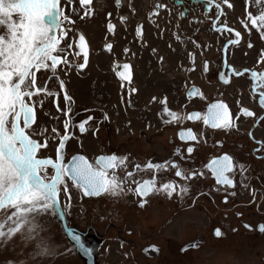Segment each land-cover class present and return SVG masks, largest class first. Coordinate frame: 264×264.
Masks as SVG:
<instances>
[{
  "label": "flooded vegetation",
  "instance_id": "1",
  "mask_svg": "<svg viewBox=\"0 0 264 264\" xmlns=\"http://www.w3.org/2000/svg\"><path fill=\"white\" fill-rule=\"evenodd\" d=\"M218 2H221L225 15L220 16L215 27L219 28L226 22V29L222 32L214 30L213 21L216 19L217 10L213 6L211 10L206 11L205 0H159V3L166 7L159 9L151 18L149 13L155 10L157 0H121L119 8L115 0H90L88 5H81L80 0H60V7L69 17V21L62 25L67 31V36L61 40V44L71 40L73 47L67 52L69 59H73L72 54L78 51L76 42L80 34L85 36L89 48L86 67L82 70L75 66L71 67L76 68L79 74L69 72L67 65H58L57 68L59 73L56 75L64 81L65 90L73 100L72 112L69 114L72 125L68 130L70 135L63 150L65 162L74 155H84L91 162L101 154L115 153L127 156L128 170H131L133 161L143 164L149 160L153 163L175 160L182 169L203 172L204 175L184 180L175 177V169L169 167L157 173L158 183L172 179L178 185L187 184L188 192L183 195L186 199L198 197L206 203L208 198H220L221 202L227 205L225 208L227 211L223 212L225 216L233 213L237 218H241L245 214V209H249L251 213H257L264 218V148L257 143L264 141V120L257 123V120L264 116V108L258 103L259 88L254 96L253 79L249 72H244L239 77L233 74L228 83L222 82L219 78L221 72L226 75L229 72L225 60L236 70L254 69L257 72L264 71V61L259 60L261 50L256 46L254 38L256 28L251 26L250 22L247 28L242 23L246 19V11H252L250 6L244 10L235 0H230L233 7L229 9L227 5L222 4V0ZM185 11L186 15L181 17L179 14ZM121 17H126V21ZM109 22L115 26L113 31L108 30ZM138 25L142 26L140 37L136 35ZM235 31L241 34L238 43L229 44L225 49L229 40H236ZM177 35L180 37L179 40L176 39ZM92 39L99 40L102 45L99 47L103 53L98 58L99 68L109 71L114 78L100 76L96 78L94 66L97 53ZM107 44L112 45L111 50L105 47ZM125 49H128L127 53ZM190 53L194 55V61L190 58ZM75 59L77 63L83 62L82 55ZM205 61L208 62L207 72L203 70ZM125 63L130 65L132 74L130 82L122 81L117 75L123 70L122 65ZM62 66L66 68L63 69ZM50 76L51 80L48 79ZM36 77L37 86H43L47 81L50 90L60 93L58 100L44 95L39 97L43 104H37L35 107L36 121L45 114L56 118L57 130L63 135V123L66 118L62 111L65 108L63 91L51 71L49 74H46L45 70L37 71ZM193 86L203 95L189 98L187 92ZM131 88H135L136 91L130 93ZM153 96L157 97L155 102H152ZM164 97H167V106L172 111L182 114L198 111L202 116L207 113L208 105L223 100L229 107L236 127L212 128L205 125L203 119L164 123L159 115L162 108L160 101ZM32 99L37 100L38 97L34 96ZM54 101L59 103L61 111L57 110ZM242 107H248L256 115L254 117H246L242 113L237 115ZM104 113H107V120L104 119ZM88 116H92L93 119L86 125L87 131L81 133L78 123ZM189 128L197 135V140L181 141L179 131ZM138 130L144 134L136 138L137 142H129L132 134L128 136L126 133ZM151 130L157 136L148 137L147 131ZM113 131L125 134L118 148L111 145L110 134ZM249 132L252 133L251 136L248 135ZM84 136H87V144H84V140L79 142ZM141 138H145V141H141ZM188 146L193 147L191 154L186 151ZM67 147L70 148L69 152ZM178 147L181 149L180 154L175 152ZM225 153L233 158L235 164H244L247 169L243 177L238 168L234 170V186L231 187L216 185L215 178L205 167L211 159ZM37 155L39 158H56L40 153ZM118 172L123 176V171ZM138 175L140 178L151 177L148 171L140 172ZM68 183L72 184L71 181ZM129 186L135 188V184ZM76 189L81 199L91 204L111 195L103 193L100 196L89 197L80 189ZM119 196L135 204L139 211L145 210L156 196H159V201L163 203L169 197L162 191L150 193L144 198L146 203L141 207L139 205L141 198L133 192L125 191ZM59 201L64 211V217H59L65 235L89 263V256H85L79 250L77 241L71 240L69 231L78 236V241L89 250L88 253L95 263L94 249L87 242L89 231L93 227L89 226L85 232L80 226L72 224L67 218L68 210L63 203L61 192ZM261 223H264V219L256 222L242 221L241 224L247 230L255 228L259 233H264L258 227ZM217 228L221 233L223 228L221 225L213 227L212 234L218 238L215 235ZM193 242H196L195 247L186 248ZM204 242L200 239L189 242L183 246L181 252L198 248ZM143 253L148 257L159 254V245L151 242L143 249Z\"/></svg>",
  "mask_w": 264,
  "mask_h": 264
},
{
  "label": "snow or ice",
  "instance_id": "2",
  "mask_svg": "<svg viewBox=\"0 0 264 264\" xmlns=\"http://www.w3.org/2000/svg\"><path fill=\"white\" fill-rule=\"evenodd\" d=\"M252 2L259 3L258 12L253 14L252 11H246V19L242 23L247 28L250 22L251 26L260 31L261 37L264 38V0H252ZM89 3L90 0H80L81 5ZM115 3L119 8L121 0H115ZM222 4L227 5L229 9L233 7L230 0H222ZM248 4L249 0H246V9ZM213 6L217 10L216 19L213 21L214 30L222 32L226 29V22L219 28L215 27L220 16L225 15L221 2L205 0L206 11L211 10ZM165 7L157 0L155 10L149 13V17L151 18L159 9ZM179 15L185 16L186 11ZM121 19L126 21L127 18L121 17ZM65 21H69V17L60 7V0H0V207L31 205L43 215H51L53 218L58 215L63 218L64 211L60 206L59 194L62 189L66 195L68 194V181H71L76 188L89 197L100 196L103 193L119 196L125 191L133 192L141 198L139 201L141 207L146 203L144 198L153 192L162 191L169 197L173 193H177L183 197L188 192L187 184L178 185L172 179L158 183L157 173L171 167L175 169V177L184 180L198 175L202 176L204 173L182 169L175 160L161 163H153L149 160L143 164L133 161L131 170H128L127 156L115 153L101 154L91 162L84 155H74L65 162L63 150L70 135L68 130L72 121L69 114L72 112L73 100L65 90L64 81L56 75L57 68L58 65H67L69 68L75 66L82 70L86 67L89 57V48L83 34L79 35L76 42L78 51L72 54L73 59H69L67 54V49H71L72 44H68L67 49L60 47L61 40L67 36V31L62 27ZM107 27L109 31H113L115 26L109 22ZM227 30L234 31L233 29ZM234 34L236 40H229L225 49L229 44L238 43L241 34L239 31H235ZM136 35L137 37L142 35L141 25L137 26ZM176 39H180L179 35ZM105 47L111 50L112 45L107 44ZM249 47H251L250 43ZM124 51L127 53L128 49ZM81 55L83 62L77 63L75 57ZM189 56L194 61V55L190 53ZM161 59L163 58L161 57ZM259 60L264 61V50H261ZM225 66L229 69L228 74L221 72L219 76L224 83H228L233 74L239 77L244 72L250 73L253 79V95L257 94L259 88L258 103L264 108V71L236 70L228 65L226 60ZM122 69L117 75L122 81L130 82L132 78L130 65L125 63L122 65ZM40 70H49L56 77L59 88L63 91L65 102V108L62 110L66 117L63 123V135H60L56 128L51 129V132L59 137L55 159L51 157L39 158L37 155L39 149L47 146L46 134L49 130L47 128H41L39 131L33 129V124L36 121L35 107L37 104H43V100L39 99L41 95L55 97L57 100L60 96L59 92L48 88L47 81L43 86H37L36 73ZM203 70L208 71L207 61L203 64ZM48 79L51 80L52 77L50 76ZM135 91V88L130 89V93ZM187 95L191 98L203 94L193 86L188 90ZM34 96L38 99L33 100ZM156 100L157 97L153 96L152 102ZM54 103L57 110L61 111L59 103L56 101ZM160 103L162 108L159 115L164 123L203 119L204 124L210 125L212 128L232 129L236 127L229 107L223 100H217L208 105L207 113L203 116L198 111L185 114L172 111L167 106V97H164ZM241 113L246 117L256 115L248 107L240 108L237 115ZM103 115L107 120V113ZM92 119V116H88L78 123L81 133L87 131L86 125ZM260 120H264V116H261L257 123ZM248 135L251 136L252 133L249 132ZM34 136L43 137V143L33 138ZM179 139L181 141H196L197 135L190 128L181 129ZM257 143L261 148H264V141H257ZM259 150L257 149V151ZM186 151L191 154L193 147L188 146ZM175 152L180 154L181 149L178 147ZM48 167L53 170L51 175L45 172ZM205 167L215 178L216 185L228 187L234 186L235 169H239L242 177L247 171L244 164H235L233 158L226 153L214 157ZM118 170L123 171V176L118 174ZM143 171L150 172L151 177L140 178L138 174ZM134 176H136L135 179ZM130 184H135V188L130 187ZM226 200L227 197H225ZM246 227L250 226L246 225ZM258 227L261 232H264V223ZM3 229L4 225L0 224V237L5 235ZM215 235L218 237L222 235L219 228L215 230ZM69 236L73 241L79 240L76 235L70 233ZM195 246L196 242H193L186 247ZM145 251L148 250L145 249Z\"/></svg>",
  "mask_w": 264,
  "mask_h": 264
},
{
  "label": "rangeland",
  "instance_id": "3",
  "mask_svg": "<svg viewBox=\"0 0 264 264\" xmlns=\"http://www.w3.org/2000/svg\"><path fill=\"white\" fill-rule=\"evenodd\" d=\"M235 1L245 10L246 0ZM248 5L257 14L259 3L249 0ZM255 34L256 46L264 50V38L257 29ZM92 42L97 53L94 66L96 78H114L109 71L99 68L98 58L103 54L99 47L102 45L97 39H92ZM68 44L71 40L64 41L60 47L67 49ZM67 70L80 73L76 68ZM45 72L49 74L50 71ZM41 128H48V142L38 153L56 156L58 136L51 132L52 128L57 129L56 118L42 115L33 125L36 131ZM139 132L128 131V136L132 134L129 142H137L136 138L144 134ZM147 132L148 137L157 136L153 130ZM123 135L120 131L110 134L113 148L120 146ZM33 138L43 143V137ZM84 138L79 142L84 140L87 144V136ZM67 151H70L69 147ZM45 172L51 175L52 169L48 167ZM61 194L68 210L67 218L72 224L80 226L85 232L89 226L93 227L87 237L88 244L94 249L93 264H264V233L255 228L247 230L241 224L242 221L263 220V216L251 213L249 209H245L241 218L233 213L225 216L223 212L227 211V205L220 198H208L205 203L198 197L186 199L173 193L164 203L156 196L145 210L139 211L135 204L120 196L110 195L91 204L82 200L78 190L70 183L68 194L63 189ZM215 201L217 204H214ZM0 224L4 225L5 233L4 237H0V264H89L65 235L58 215L55 218L43 215L31 205H6L0 207ZM216 225L223 228L218 238L212 234ZM199 239L205 241L202 246L181 252L183 246ZM151 242L159 245L160 253L148 257L143 249Z\"/></svg>",
  "mask_w": 264,
  "mask_h": 264
},
{
  "label": "water",
  "instance_id": "4",
  "mask_svg": "<svg viewBox=\"0 0 264 264\" xmlns=\"http://www.w3.org/2000/svg\"><path fill=\"white\" fill-rule=\"evenodd\" d=\"M69 234H70V231H69ZM77 244H78V248H79V250H81V252H82L83 254H85V256H86V255L89 256V258H90L89 264H93V259H92V257H90V254L88 253L89 250H88L87 248H85V247L82 245V243L79 242L78 240H77ZM186 248H189V247H186Z\"/></svg>",
  "mask_w": 264,
  "mask_h": 264
}]
</instances>
